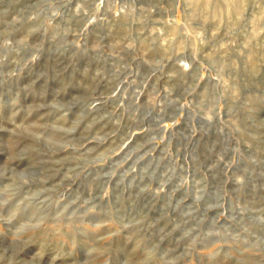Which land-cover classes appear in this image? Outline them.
Segmentation results:
<instances>
[{"label":"rangeland","instance_id":"obj_1","mask_svg":"<svg viewBox=\"0 0 264 264\" xmlns=\"http://www.w3.org/2000/svg\"><path fill=\"white\" fill-rule=\"evenodd\" d=\"M0 264H264V0H0Z\"/></svg>","mask_w":264,"mask_h":264}]
</instances>
